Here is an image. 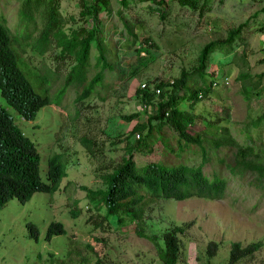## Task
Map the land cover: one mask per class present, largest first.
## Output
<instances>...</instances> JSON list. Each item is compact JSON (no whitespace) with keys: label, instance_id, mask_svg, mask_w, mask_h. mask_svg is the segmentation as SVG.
I'll list each match as a JSON object with an SVG mask.
<instances>
[{"label":"rangeland","instance_id":"obj_1","mask_svg":"<svg viewBox=\"0 0 264 264\" xmlns=\"http://www.w3.org/2000/svg\"><path fill=\"white\" fill-rule=\"evenodd\" d=\"M20 1L0 0V23L10 26L15 34L11 46L18 66L49 101L29 120L1 95L0 105L36 146L41 179H45L47 157L53 153H58L66 173L53 192L34 191L25 201L10 198L0 207V264H162L152 241L134 231L135 223L155 233L159 241L162 231L182 227L177 232L180 249L174 264H227L230 242L235 240L240 245L258 240L260 246L232 264H264V182L256 181L253 170L230 173L225 161L233 163V148H213L212 143L214 132L222 133L224 126L227 134L256 153L253 160L264 162V119L257 125L260 128L251 132V140L243 132L244 125L264 111V75L257 76L264 70V0H197L195 7L181 0H124L123 5L121 0H107L110 12L102 9L93 19L95 39L90 43L84 77L89 80L100 70L104 83L96 84L80 100L73 99L79 90L74 88L80 85L68 84L59 93L73 59L58 57L59 48L53 44L39 54L31 49L30 40L21 37L24 25L16 27ZM80 7V0H59L66 31L90 25V17L85 21L79 18ZM39 26L36 21L32 38ZM237 27V36L228 47L209 54L204 80L216 82L193 105L195 117L187 127L192 134L207 130L202 141L203 168L226 178L224 195L154 198L143 204L138 223L124 218L117 225L114 216L106 218L102 205L90 199L83 187H105L102 173L119 163L125 145H134L135 134L123 141V133L154 111L160 96L152 94L145 103L138 88L142 83L161 81L165 98L171 91L169 80L179 69L196 66V55L205 42L224 39ZM100 48L103 64L95 61ZM58 64V75H48L44 67ZM243 71L250 77L236 78ZM179 106L188 108L184 100ZM131 113L136 115L126 120L124 116ZM161 133L164 138L153 140L149 150L132 148L135 164L200 161L201 152L194 144L178 150L174 132L168 128ZM80 138L91 141L90 146ZM51 220L61 221L65 231L46 239V225ZM27 222L36 226V238L28 234ZM209 241L216 244L211 255L206 251Z\"/></svg>","mask_w":264,"mask_h":264},{"label":"trees","instance_id":"obj_2","mask_svg":"<svg viewBox=\"0 0 264 264\" xmlns=\"http://www.w3.org/2000/svg\"><path fill=\"white\" fill-rule=\"evenodd\" d=\"M181 1L195 7L197 0ZM121 3L123 5L124 0H121ZM80 6L79 18L83 21L88 17L91 19L88 27L78 25L66 31L64 29L65 19L59 11V0H21L19 4L20 17L16 24V27L24 25L21 37L30 40L32 50L41 54L53 44L59 48L58 57L73 59L62 81L63 84L59 93L68 84L80 85V88H74L75 90L79 89L73 98L74 100H80L93 91L96 84L104 83L100 70L96 71L89 80H84V77L87 72L90 43L92 39H95L96 24L94 28L93 19H96L98 12L102 9L110 12L107 0H90L89 2L80 0ZM35 10H37L36 15L33 14ZM36 21L40 26L37 34L32 38L31 30L36 28ZM126 29L132 38L136 36L130 27L126 26ZM12 33L10 26L0 23V95L22 118L32 119L38 108L48 103L49 98L45 92H38L33 88L23 70L18 66L17 55L11 46L12 42L16 41L15 34L12 35ZM237 33L238 27L230 30L224 39H213L205 42L196 55V66L190 70L179 69L176 77L171 79V82L169 81L171 91L165 98H162L164 94L161 81L154 82L151 90L148 86L138 88L139 98L145 103L152 94L160 96V99L155 102L154 111L150 115H146L143 120H136L131 128L123 133L121 139L123 141H126L133 134H137V136L134 145L131 143L125 145L119 163L102 173V181L105 182V187L93 190L83 187L90 199L102 205L103 215L106 218L114 216L117 225L123 223L124 218L138 223L143 204L154 198L163 197L179 200L189 196L221 198L224 195L226 178L216 173H208L203 168L206 157L204 156L202 141L207 130L192 134L187 127L193 123L195 117L191 111L193 105L200 96L209 93L211 88L212 78L208 81L204 80V68L208 63L209 54L214 49L223 46L228 47ZM95 45H99L97 39ZM101 49L98 51L96 62L103 59ZM262 50L261 61L264 62V44ZM103 63L102 60L101 64ZM44 69L48 70V75L56 77L58 73L55 71L60 70V64L52 68L45 66ZM262 75H264V70L257 76ZM245 77H250L245 71L236 75L238 79ZM155 88H158V91H155ZM44 91L46 90L44 89ZM183 100L187 103L188 108L179 106ZM75 114H78L77 110H75ZM135 115L136 113H131L124 117L129 120ZM261 119H264V111L260 116L251 119L244 125L243 132L246 139L251 140V132H256L260 128L257 125ZM168 128L174 132L173 138L176 148L182 150L183 147L194 144L196 149L201 152L200 161L197 164L163 163L161 161H148L142 165L135 164L131 158L132 148L149 150L153 140L163 139L161 131ZM221 129L222 133L216 134L214 132L215 136L212 143L213 148L220 146L233 148V163L230 164L225 161L228 171L236 173L246 169L253 170L256 181L264 182V162L253 160L251 156L252 154L255 156L256 153L251 151L252 149L248 144L241 145L227 134V129L224 126ZM119 136L121 133L115 135V137ZM80 141L87 148L91 144V141L85 138H80ZM164 144L168 145V142ZM39 159L33 141L22 133L6 108L0 105V207L10 198H16L22 202L27 200L34 191L51 193L58 187L61 177L66 173L58 160V153H53L47 157L44 180L41 179L39 173ZM221 160H224L223 157ZM26 225L28 234L36 238V226L32 222H27ZM64 231L65 227L61 221L51 220L46 226L44 237L49 239L52 235ZM134 231L152 241L162 264H174L180 249L177 232L182 231L181 226H174L162 231L161 241L155 233L144 231V228L136 225V223L134 224ZM215 246V242L209 241L206 248L207 254L211 255ZM259 246L260 241L258 240L250 241L245 245H240L237 240L231 241L227 264H232L239 258L250 255ZM56 263L61 264V262ZM203 264L209 263L204 262Z\"/></svg>","mask_w":264,"mask_h":264},{"label":"clouds","instance_id":"obj_3","mask_svg":"<svg viewBox=\"0 0 264 264\" xmlns=\"http://www.w3.org/2000/svg\"><path fill=\"white\" fill-rule=\"evenodd\" d=\"M170 82H171V79L169 80ZM145 85L143 86V87H145V86H148L149 88H150V86L151 85H153V83H151V84H148V85H146V83H144ZM151 90V89H150ZM144 105V104H143ZM15 110V109H14ZM16 111V110H15ZM17 112V111H16ZM20 115V114H19ZM24 119V118H23ZM13 120V119H12ZM26 120H29V119H26ZM14 122V121H13ZM15 123V122H14ZM16 124V123H15ZM17 125V124H16ZM18 126V125H17ZM19 127V126H18ZM20 128V127H19ZM21 129V128H20ZM22 131V130H21ZM22 133H23V131H22ZM37 149V148H36ZM38 152V151H37ZM39 154V153H38ZM50 222V221H49ZM48 224V223H47ZM47 226V225H46ZM91 245V244H90Z\"/></svg>","mask_w":264,"mask_h":264},{"label":"built area","instance_id":"obj_4","mask_svg":"<svg viewBox=\"0 0 264 264\" xmlns=\"http://www.w3.org/2000/svg\"><path fill=\"white\" fill-rule=\"evenodd\" d=\"M215 82H216V81H215V80H213V81H212V84H215ZM144 85H145V84H144V83H142V84H141V87H142V86H144ZM152 88H153V85H151V86H150V89H152ZM155 91H158V88H155ZM135 136H137V134H135ZM93 242H94V241H93ZM90 244H91V245H92V247H93V244H92L91 242H90Z\"/></svg>","mask_w":264,"mask_h":264}]
</instances>
